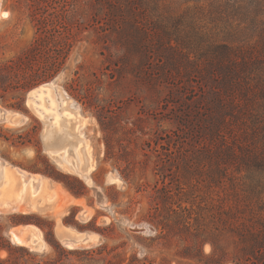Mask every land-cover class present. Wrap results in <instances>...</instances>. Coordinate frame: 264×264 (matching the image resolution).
<instances>
[{
  "label": "rangeland",
  "instance_id": "rangeland-1",
  "mask_svg": "<svg viewBox=\"0 0 264 264\" xmlns=\"http://www.w3.org/2000/svg\"><path fill=\"white\" fill-rule=\"evenodd\" d=\"M0 10L8 13L0 17V68L24 62L37 39L50 38L57 48L46 59L58 60L60 69L28 90L15 89L13 75L1 76L0 107L26 117L17 125L0 123L1 162L56 181L81 199L64 217L56 210L0 211V264L209 261V231L198 232L199 225L212 229V214L223 209L240 215L258 210L246 192V173L216 160L206 120L216 110L215 92L223 94L207 73V46L235 32L212 19L205 0L116 7L106 0H1ZM51 82L59 86L55 99L44 92L29 102L34 88ZM47 100H58V112L45 110ZM61 100L85 119L95 160L90 184L64 172L47 153L65 130L56 119L64 113ZM200 214L205 220L197 224ZM17 225L41 230L34 249L12 242ZM67 228L83 234H74L80 237L75 249L60 234ZM228 252L224 264H235L234 245Z\"/></svg>",
  "mask_w": 264,
  "mask_h": 264
},
{
  "label": "trees",
  "instance_id": "trees-1",
  "mask_svg": "<svg viewBox=\"0 0 264 264\" xmlns=\"http://www.w3.org/2000/svg\"><path fill=\"white\" fill-rule=\"evenodd\" d=\"M111 6L149 5L166 0H106ZM214 21L226 24L227 35L223 43L207 46L205 57L209 62L207 73L223 94L215 92L212 105V124L217 152L216 160L224 165L237 167L246 173V192L256 199L258 210L240 215L233 208L212 214L213 228L208 239L212 246L209 261L198 258L199 264H224L234 245L235 264H264V0H205ZM236 23L237 27L232 28ZM47 39V38H46ZM56 40L40 38L26 54L24 62L0 68L1 76L13 75L18 79L15 89L28 90L54 78L60 69L58 63L46 58L54 57ZM178 42V40H176ZM190 49L192 43L186 44ZM206 47L198 51L204 53ZM212 51V53H211ZM193 53V52H191ZM212 54L211 57L209 55ZM220 92V91H218ZM222 209V208H220ZM205 220L200 214L195 221ZM224 259V260H223Z\"/></svg>",
  "mask_w": 264,
  "mask_h": 264
},
{
  "label": "bare ground",
  "instance_id": "bare-ground-1",
  "mask_svg": "<svg viewBox=\"0 0 264 264\" xmlns=\"http://www.w3.org/2000/svg\"><path fill=\"white\" fill-rule=\"evenodd\" d=\"M7 16L8 13L0 10L1 18ZM58 88L59 86L53 82L44 84L30 92L29 102L33 101L38 94L44 92L47 93L48 98L55 99L54 92ZM47 101L51 103L50 106L44 105V108H47L45 110L52 115L58 112V100ZM59 103L63 104L64 113L60 112L61 116L56 119L58 124L64 127L65 130L59 139L51 141V147L49 149L47 147V153L64 172L76 174L89 183L90 173L95 169V160L83 132L85 119L74 104L68 107L65 104V100H61ZM18 117L19 115L16 113L10 112L7 121L9 124L17 125L19 123ZM46 145L48 146V142ZM70 149L72 153H70ZM0 166H2L0 170L1 212L45 213L55 210V196H53L49 188L50 186L51 189H54V186L51 185L52 182L50 180L40 175L28 174L18 168L14 171L7 163L1 162V159ZM110 180L118 181V178L111 176ZM57 214H59L58 211ZM58 217H60V214ZM31 230V234H27L23 230L12 229V242L34 249L42 234L35 226ZM78 243L68 242L66 246L69 249H75ZM43 247L44 244L39 246L40 249Z\"/></svg>",
  "mask_w": 264,
  "mask_h": 264
},
{
  "label": "crops",
  "instance_id": "crops-1",
  "mask_svg": "<svg viewBox=\"0 0 264 264\" xmlns=\"http://www.w3.org/2000/svg\"><path fill=\"white\" fill-rule=\"evenodd\" d=\"M32 175L39 176L38 174H32ZM52 183H53L54 189H55L54 191H52L53 192V196H55V210L56 211H54V212H57V211H58V213L61 212L60 213L61 214L60 216L64 217V216H66V212H67L68 207L69 206H72V205H79V204H81V199H80V197L71 195L70 193H68L67 191H65L64 188H62L60 186V184H58L56 181H52ZM32 227H34V226H32V225H17L13 229H20V230H23L27 234H31ZM67 230L68 231H65L64 233L63 232H60V234L62 236H65V238H66L64 240L65 241V243H64L65 245L68 242H76V243L80 242V240H79L80 237H78L76 239L75 238L76 235H74V234L83 235L81 232H76V230L69 229V228H67ZM40 232H41V230H40Z\"/></svg>",
  "mask_w": 264,
  "mask_h": 264
},
{
  "label": "water",
  "instance_id": "water-1",
  "mask_svg": "<svg viewBox=\"0 0 264 264\" xmlns=\"http://www.w3.org/2000/svg\"><path fill=\"white\" fill-rule=\"evenodd\" d=\"M40 87V86H39ZM38 87H36V88H34L33 90H35V89H37ZM32 90V91H33ZM10 112H12V113H16V112H13V111H9V110H7V109H5V108H3V107H0V123L1 122H8L7 120H8V116L10 115ZM17 115H19V113H16ZM26 119V117L25 116H21V115H19V117H18V120H19V123L20 122H24V120ZM18 123V122H17ZM18 123V124H19ZM85 214V213H84ZM10 234H11V231H10Z\"/></svg>",
  "mask_w": 264,
  "mask_h": 264
}]
</instances>
